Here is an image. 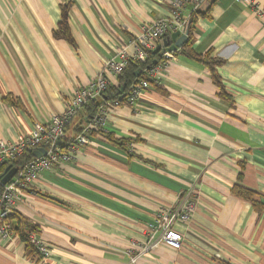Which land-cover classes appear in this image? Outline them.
I'll return each instance as SVG.
<instances>
[{"label": "crops", "instance_id": "0c3cea01", "mask_svg": "<svg viewBox=\"0 0 264 264\" xmlns=\"http://www.w3.org/2000/svg\"><path fill=\"white\" fill-rule=\"evenodd\" d=\"M170 2L0 0V139L49 124L104 61L133 53L143 23L171 16ZM62 7L72 42L53 35ZM255 7L264 12V0H206L190 14L191 49L209 53L213 69L177 48L132 106H106L104 128L41 171L12 212L13 227L28 220V237L50 255L14 231L0 237V264H264V17ZM87 116L82 108L66 125L67 140ZM183 199L195 206L174 225L181 247L157 243L132 262L128 249L145 241L157 211Z\"/></svg>", "mask_w": 264, "mask_h": 264}, {"label": "built area", "instance_id": "2783aa9c", "mask_svg": "<svg viewBox=\"0 0 264 264\" xmlns=\"http://www.w3.org/2000/svg\"><path fill=\"white\" fill-rule=\"evenodd\" d=\"M206 0H171V16L162 17L150 22L143 23L135 37V50L130 55L125 49L118 50L112 58L104 61L102 69L86 84L73 88L66 102L65 109L60 114L51 116L49 124L36 122L33 124L30 133L19 135L14 141H4L0 139V183L2 165L6 161L19 157L26 149L34 150L43 148L44 152L40 156H34L15 170L9 180L2 184L0 191V237L7 238L13 235V225L10 216L16 205L22 200L23 194L36 181L39 173L49 170L58 162H67L72 158V154L79 147L88 143L87 133L91 130H100L106 124V106H115L120 103L122 96L112 100L103 101L102 94L109 86V76L119 75L127 62L131 59L145 62L149 51L155 49L158 43L166 34L174 31H187L188 20L191 13H194ZM240 1V0H237ZM189 5V14L182 16V9ZM257 14L264 17V12L255 7ZM172 51L165 49L161 52V61L144 69L145 78L133 82L125 93L124 102L132 106L141 93L149 87L151 81H157V74L166 68L173 58ZM89 100H99V106L95 114L90 117L89 125L74 137L67 140L65 138V127L69 124L83 106ZM194 202L183 199L181 204L175 209L164 208L157 211L154 219L148 225L146 239L139 244H133L128 249L131 254V261L150 251L157 243H163L174 249L182 245V234L175 229L174 225L188 222ZM29 241L35 247L37 253L47 258L50 255L49 246L38 239L33 233L29 234Z\"/></svg>", "mask_w": 264, "mask_h": 264}, {"label": "trees", "instance_id": "16d2710c", "mask_svg": "<svg viewBox=\"0 0 264 264\" xmlns=\"http://www.w3.org/2000/svg\"><path fill=\"white\" fill-rule=\"evenodd\" d=\"M61 9H62L61 21L58 24V29L53 32V35L56 38H61V39H64L68 42H72V38H71V35L69 32V27H68V23H67V19H66V9H65V7H62ZM192 21H193V19L190 21V23ZM161 41L169 42V45H170V43L173 42V40L171 38V34H166L162 38ZM192 43H193V37L191 34V24H189L188 28H187L186 41L179 48V52L184 54V55H188L191 58H194L197 61L204 63L209 68L213 69V66H212L213 61H212V59L209 58V53L204 54V55H198V54L194 53L191 49ZM165 49H167V47L162 46L161 49L155 53H153V50L149 51L147 54V58H146L145 62H140V61L134 60V59L129 60L126 64V66L124 67V69L122 70V72L119 75H117V77H116L117 84L109 85L106 88V90L103 92L102 100L103 101H112V100L118 98L119 96H122L120 103L124 102L125 93L129 89L130 85L138 79L145 78L144 69L158 64L161 61V52ZM172 53L176 54V51H173ZM219 61L220 60H217L215 62H219ZM212 76H213L214 81L219 85V80H218L217 75L214 72H212ZM220 90H221L220 91V93H221L223 90L221 88H220ZM99 104H100L99 102H96L94 100H89L83 106V108L86 110V114L88 115L87 116L88 118L92 117L95 114ZM32 157H33L32 150L26 149L16 159L6 161L2 165L1 170H2L3 174L1 176V178H3L8 173V171H10L11 169L20 168L24 162H26L28 159H30ZM1 189H2V184L0 183V191H1ZM233 191H234V193H236L240 196H245L247 198H250L252 195L251 192H249V191H247L241 187H238V186H234ZM12 216H13V214L10 216V220H11ZM16 218H17L16 226L13 227L14 231L19 235V237L22 239V241H24L26 243L27 248L29 250H31V252L36 251L35 248L33 249V247H32L33 245H31L29 243V239H28V233H30V231H33V230L36 231L35 227L30 222H28V220H26V219H23L20 217H16Z\"/></svg>", "mask_w": 264, "mask_h": 264}, {"label": "water", "instance_id": "95a60500", "mask_svg": "<svg viewBox=\"0 0 264 264\" xmlns=\"http://www.w3.org/2000/svg\"><path fill=\"white\" fill-rule=\"evenodd\" d=\"M171 38L174 41L173 44L169 45V42L162 41V43L156 45L155 49L153 50V53L159 51L162 46L167 47V49L170 51H175L177 48H180L182 44L186 41L187 31L185 33H181V31L178 30L174 31L173 33H171ZM43 152V148L32 150V154L37 157L40 156ZM14 172V169L8 171V173L1 179V183L5 184L9 180V178L14 174Z\"/></svg>", "mask_w": 264, "mask_h": 264}]
</instances>
